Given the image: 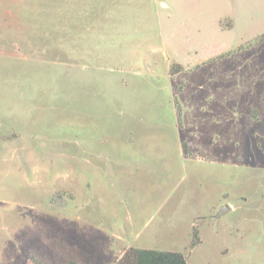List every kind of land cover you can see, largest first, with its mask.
<instances>
[{
  "label": "rangeland",
  "instance_id": "374dc122",
  "mask_svg": "<svg viewBox=\"0 0 264 264\" xmlns=\"http://www.w3.org/2000/svg\"><path fill=\"white\" fill-rule=\"evenodd\" d=\"M129 181L136 248L264 264V0H0V264H113Z\"/></svg>",
  "mask_w": 264,
  "mask_h": 264
},
{
  "label": "crops",
  "instance_id": "0c3cea01",
  "mask_svg": "<svg viewBox=\"0 0 264 264\" xmlns=\"http://www.w3.org/2000/svg\"><path fill=\"white\" fill-rule=\"evenodd\" d=\"M108 152H111V151H108ZM96 155H97L96 158L98 160H101V161L103 160L102 165H99L98 167H96L99 175L105 174V172L109 168L110 164L115 165L112 163L113 161H118L119 159L125 160V159L134 158L133 154H131L129 151L123 152V153H120V152L107 153L106 152V154H105V151H101V152H98ZM165 155H168V153H166ZM98 163L100 164V161ZM126 164L128 165V163H126ZM117 166H118L119 170H121L120 163H118ZM128 166L131 167V164ZM105 182L107 183V188H108V184H109L108 179ZM122 188H123L122 189L123 195H122V198H120V199L118 198L119 200L116 199L118 197V194L107 193V195H109L107 198L109 200V202H107L105 207L108 206L109 208H111L110 214H112V212H113V214L115 216L112 219V222L114 224L113 226H114V228L117 226L115 229L110 230V231L113 232V238H116L117 240H120V241L126 243L125 246L127 248H136L135 246L132 245V243L135 239L139 238L140 233L135 231L136 229L134 227V224L136 222V217L140 211L136 209V207L138 208V205H137L138 202H135V200H133L132 193H130L135 187L133 185V182L129 181L128 184L125 186L123 185ZM108 190H110V189L108 188ZM125 193H129L128 194L129 196H127ZM164 194H165L164 190H162V191L160 189L157 190L158 196H163ZM160 201L161 200H157V199L153 200L152 199L147 203V205L150 208H152L154 206L161 207ZM166 205L167 204L163 205V208L161 211L164 210V216L167 218L173 214V211L171 210L170 206L168 208H165ZM120 207H123V208H130L131 207L130 209H132V211L126 210L123 212L124 215L122 217H118L120 215L119 210H115L114 208L119 209ZM216 208H215L214 212H216V210H217ZM156 212H158V211H156ZM128 213H129V215H128ZM158 214H159V212H158ZM215 217H216V215H215ZM168 220L169 219H166V221H168ZM171 220H172V218H170L169 221H171ZM138 249H140V248H138Z\"/></svg>",
  "mask_w": 264,
  "mask_h": 264
},
{
  "label": "trees",
  "instance_id": "16d2710c",
  "mask_svg": "<svg viewBox=\"0 0 264 264\" xmlns=\"http://www.w3.org/2000/svg\"><path fill=\"white\" fill-rule=\"evenodd\" d=\"M192 246L199 243L197 234L193 233ZM40 264V262H38ZM65 264H77L68 261ZM113 264H187L183 254L179 252L157 251L152 249L130 248Z\"/></svg>",
  "mask_w": 264,
  "mask_h": 264
},
{
  "label": "water",
  "instance_id": "95a60500",
  "mask_svg": "<svg viewBox=\"0 0 264 264\" xmlns=\"http://www.w3.org/2000/svg\"><path fill=\"white\" fill-rule=\"evenodd\" d=\"M227 210H228V207L227 206H224V207L220 208V210L216 214V217L218 218L219 216H221Z\"/></svg>",
  "mask_w": 264,
  "mask_h": 264
}]
</instances>
